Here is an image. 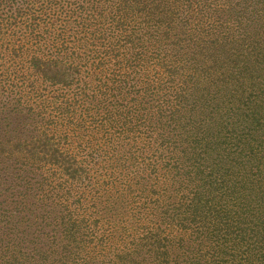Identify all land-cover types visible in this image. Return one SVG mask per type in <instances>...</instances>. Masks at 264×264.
<instances>
[{"label": "trees", "instance_id": "1", "mask_svg": "<svg viewBox=\"0 0 264 264\" xmlns=\"http://www.w3.org/2000/svg\"><path fill=\"white\" fill-rule=\"evenodd\" d=\"M0 264H264V0H0Z\"/></svg>", "mask_w": 264, "mask_h": 264}]
</instances>
